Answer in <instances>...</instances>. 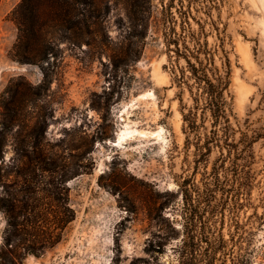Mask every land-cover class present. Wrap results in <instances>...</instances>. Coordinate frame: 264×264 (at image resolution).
Here are the masks:
<instances>
[{
  "label": "rangeland",
  "instance_id": "374dc122",
  "mask_svg": "<svg viewBox=\"0 0 264 264\" xmlns=\"http://www.w3.org/2000/svg\"><path fill=\"white\" fill-rule=\"evenodd\" d=\"M20 1L0 0V112L19 100L24 83L43 79L40 63L11 57L18 34L11 11ZM31 6V18H55L59 7L56 0ZM74 7L78 26L48 28L58 57L43 64L49 90L31 94L14 113L35 136L14 123L3 138V180L28 178L8 188L31 194L47 213L42 224L14 230L18 264H264V0H96ZM82 18H91L89 29ZM131 18H148L147 36ZM161 18H172L176 31L202 30L209 47L225 29L230 120L236 139L239 131L255 138L254 174H234L230 160L227 172L211 174L224 145H214L207 160L200 156L209 131L184 129L182 107L191 97L172 81ZM8 85L17 92H7ZM125 124L132 135L116 145L113 135ZM18 145L29 157L15 151ZM58 217L70 219L60 228ZM6 233L0 211L4 252Z\"/></svg>",
  "mask_w": 264,
  "mask_h": 264
},
{
  "label": "trees",
  "instance_id": "16d2710c",
  "mask_svg": "<svg viewBox=\"0 0 264 264\" xmlns=\"http://www.w3.org/2000/svg\"><path fill=\"white\" fill-rule=\"evenodd\" d=\"M33 1L35 0H21L11 11L18 29L17 41L12 47L15 54L11 53V57L15 59L20 57V61L28 63H40L43 79L37 85H32L29 82L24 83L25 87L20 92H17V88H12L11 85L6 87L7 92H17L20 96H18V101L14 98L13 101L15 102L3 104V111L0 112L3 114V118L0 120V159L4 149L3 138L8 135L14 123L25 129L26 137L35 136L34 131H32L33 127H30L31 129L27 127L29 126L28 122H15L17 120L14 113L22 106L20 105L22 100H27L31 94L39 95L49 90L50 85L47 82L50 81L45 69L47 67L43 64L46 63L45 65L49 66L50 57L53 56L54 62L58 57L52 46L54 34L48 28L60 27L64 22L73 23V27L78 26L81 22L79 23V21H75V18H72L75 15V3H86V5L92 6L96 2V0H56L59 7L53 14L55 18H31L35 14V9L31 6ZM82 21V24L89 29L92 23L91 18H82ZM147 21L148 18H131L133 24L140 23L143 27L142 37L147 36L145 28ZM161 21L164 26L162 39L170 64L172 81L181 90L186 89L191 97V104L182 107L186 109V112L183 111L184 129L194 131L198 128H208L209 131L208 134H205L204 150L199 152L200 156L207 160L214 145H224L228 148L227 153L221 155V164L217 169L214 166L211 174H217L221 170L227 172L226 160L231 161L230 166L234 174H254L251 165L254 158L252 143L255 138L249 136L245 131H239L240 136L236 139L237 131L230 120L232 115L231 96L229 94L231 71L229 57L224 47L227 38L225 29H217V43L215 46L209 47L207 34L202 30L199 32L186 29L176 31L173 27L174 20L172 18H161ZM183 22L190 24L188 18ZM219 53H221L220 56ZM217 60H219L218 64ZM207 123H209V127ZM26 127L29 130H26ZM15 151L21 157H29L30 154V151L26 150V146H15ZM2 177L3 175L0 174V211L5 216L7 233L3 238V246L6 247V251L4 252L2 247L0 248V260L4 264H18L13 247L14 230L17 228L24 229L28 224H42L43 221L47 220L45 217L47 213L36 208V205L33 204L34 197H31V194H18L8 188V184H12L13 187L19 183L25 184L28 182V178L20 175L11 183H7ZM69 219L58 217L55 222L61 228ZM25 233L20 236L22 239L25 237ZM241 263L243 262L241 261Z\"/></svg>",
  "mask_w": 264,
  "mask_h": 264
},
{
  "label": "bare ground",
  "instance_id": "6f19581e",
  "mask_svg": "<svg viewBox=\"0 0 264 264\" xmlns=\"http://www.w3.org/2000/svg\"><path fill=\"white\" fill-rule=\"evenodd\" d=\"M162 130V129H161ZM160 130V132H161ZM132 130L128 128V126L125 124L124 127H121L120 129H118L117 131V136L114 139V143L116 145L120 144L121 141H123L124 139H126L127 137H129L131 134ZM142 134V133H141ZM157 136H160V133L157 132L155 133ZM131 137V136H130Z\"/></svg>",
  "mask_w": 264,
  "mask_h": 264
},
{
  "label": "water",
  "instance_id": "95a60500",
  "mask_svg": "<svg viewBox=\"0 0 264 264\" xmlns=\"http://www.w3.org/2000/svg\"><path fill=\"white\" fill-rule=\"evenodd\" d=\"M115 138H116V134L113 135V139H115Z\"/></svg>",
  "mask_w": 264,
  "mask_h": 264
}]
</instances>
